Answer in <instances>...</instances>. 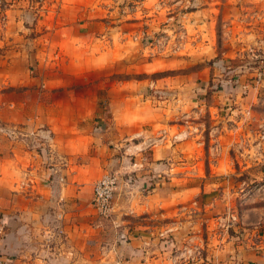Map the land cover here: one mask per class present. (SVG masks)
I'll use <instances>...</instances> for the list:
<instances>
[{
    "label": "rangeland",
    "instance_id": "374dc122",
    "mask_svg": "<svg viewBox=\"0 0 264 264\" xmlns=\"http://www.w3.org/2000/svg\"><path fill=\"white\" fill-rule=\"evenodd\" d=\"M21 8L19 31L0 32V156L15 141L57 167L62 202L79 192L91 202L95 183L114 173L112 213L100 216L92 200L96 220L166 246V264H255L248 251L264 249V0ZM68 144L88 150L63 153ZM77 169L92 182H65Z\"/></svg>",
    "mask_w": 264,
    "mask_h": 264
},
{
    "label": "crops",
    "instance_id": "0c3cea01",
    "mask_svg": "<svg viewBox=\"0 0 264 264\" xmlns=\"http://www.w3.org/2000/svg\"><path fill=\"white\" fill-rule=\"evenodd\" d=\"M5 1L6 10L0 12L5 23L0 32H18L23 25L25 10L21 6L25 0ZM3 39L5 37H0V42ZM87 150V146L68 144L63 153L82 155ZM4 154L0 156V258L5 259L6 264H94L95 260L113 252L121 255L117 264H159L162 261L166 264L164 256L169 254L166 246H163L165 251L159 250V246L146 247L144 244L149 245L150 238L142 236L137 240L127 229L118 227L122 225L118 220L116 227L97 221L93 196L90 202L79 192L65 197L62 202L58 187L62 177L58 168H48L42 156H29L33 153L27 151L23 143L12 141ZM94 160L102 161L101 157ZM71 169L69 165V173ZM64 181L74 186L92 182L82 169H77L72 177L69 175L68 180L64 177ZM58 228L64 234L51 238ZM141 245L143 248H138ZM124 257H129V261H124ZM247 260L264 264V249L248 251Z\"/></svg>",
    "mask_w": 264,
    "mask_h": 264
},
{
    "label": "built area",
    "instance_id": "2783aa9c",
    "mask_svg": "<svg viewBox=\"0 0 264 264\" xmlns=\"http://www.w3.org/2000/svg\"><path fill=\"white\" fill-rule=\"evenodd\" d=\"M1 1V0H0ZM118 189L117 177L112 172L105 173L94 185L93 206L100 216L109 217L113 210L114 197ZM64 231L61 228L55 230V235L61 236ZM0 264H6V260L0 258Z\"/></svg>",
    "mask_w": 264,
    "mask_h": 264
}]
</instances>
